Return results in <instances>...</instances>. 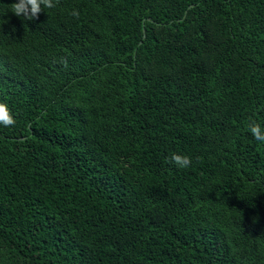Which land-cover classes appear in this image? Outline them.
<instances>
[{"label": "trees", "instance_id": "trees-1", "mask_svg": "<svg viewBox=\"0 0 264 264\" xmlns=\"http://www.w3.org/2000/svg\"><path fill=\"white\" fill-rule=\"evenodd\" d=\"M16 2L0 264H264V0Z\"/></svg>", "mask_w": 264, "mask_h": 264}, {"label": "clouds", "instance_id": "clouds-1", "mask_svg": "<svg viewBox=\"0 0 264 264\" xmlns=\"http://www.w3.org/2000/svg\"><path fill=\"white\" fill-rule=\"evenodd\" d=\"M59 4V0H18L11 5V12L17 17H23L26 21H33L39 18V14L44 11V8H55ZM74 17L79 16L77 10L71 13ZM16 120L12 116L7 104L0 102V125L4 127L14 126ZM248 131L258 141L264 142V128L255 121H250ZM167 162L175 164L179 168H187L191 165V158L179 154H172L167 158Z\"/></svg>", "mask_w": 264, "mask_h": 264}, {"label": "water", "instance_id": "water-1", "mask_svg": "<svg viewBox=\"0 0 264 264\" xmlns=\"http://www.w3.org/2000/svg\"><path fill=\"white\" fill-rule=\"evenodd\" d=\"M191 6H193V4H191V5H189V7H191ZM186 15V11H185V13H184V16ZM143 36H144V33H143Z\"/></svg>", "mask_w": 264, "mask_h": 264}]
</instances>
